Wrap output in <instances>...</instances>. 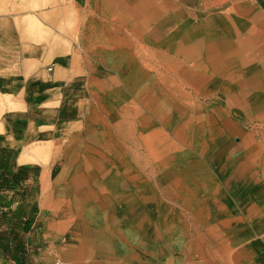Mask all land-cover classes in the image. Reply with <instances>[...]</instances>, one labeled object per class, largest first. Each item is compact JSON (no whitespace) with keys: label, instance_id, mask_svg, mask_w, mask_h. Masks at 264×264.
<instances>
[{"label":"rangeland","instance_id":"1","mask_svg":"<svg viewBox=\"0 0 264 264\" xmlns=\"http://www.w3.org/2000/svg\"><path fill=\"white\" fill-rule=\"evenodd\" d=\"M261 1L111 0L106 20L99 0H0V56L16 71L51 43L18 25L54 32L53 10L73 34L63 63L77 59L51 101L22 113L0 97V136L52 141L28 145L23 166L2 148L0 174L25 178L0 192L15 200L0 204V264H264ZM126 8L133 25L119 24Z\"/></svg>","mask_w":264,"mask_h":264},{"label":"crops","instance_id":"2","mask_svg":"<svg viewBox=\"0 0 264 264\" xmlns=\"http://www.w3.org/2000/svg\"><path fill=\"white\" fill-rule=\"evenodd\" d=\"M99 1V6L102 8L106 7L109 10V16L114 15V11L112 10V6L110 4L111 0L104 5H102L103 0ZM126 11H129L125 17L126 21L119 22V24L133 25L135 17L133 14L134 12L132 11V8H129V10L126 8ZM112 19H114V16H111L110 19L106 20ZM27 52H29V55L27 57L23 55L21 58L22 65H24L22 70L19 68L17 71L15 70V65L12 61L7 60L4 55L0 56V63L4 62V65H9V62H12V65L9 66L13 68V70H8L3 73L0 72V97L8 96L12 99V101H21L24 108L17 112L22 113L28 110L27 101L34 100L35 98H39L41 101H51V99L55 97L54 91L58 88V85L73 80L77 75V69L73 68L74 62L69 66H66L63 63L65 61L66 54L50 57L49 48L43 49L40 46L30 47V49H27ZM50 65L51 67H49ZM1 70H3V67ZM19 76L23 77L24 80H20L21 78ZM6 80H8V82H6ZM33 88L35 91L32 90ZM40 136L45 138V140H43L44 142H52L50 140L51 135L49 133L47 134L46 131L30 130L28 132H19L9 135L7 133L4 135V137L0 136V153L3 147H8L11 149L17 148L20 150L18 158L15 161L17 166L32 164L30 161H22L21 159L23 155L28 152V145L33 143V141L39 142ZM55 168L56 163L45 167V169L50 170L51 175H53ZM52 197L54 198V195H52ZM53 201L57 202L59 200L54 199ZM13 202H15L14 192L5 191L0 193V204L2 207L6 209L13 208V205L15 204ZM69 224L70 223L68 220L54 219L53 226H66ZM55 232L57 234L60 233V231ZM47 252H49L48 254L51 256H56L58 251L56 248L49 246ZM50 257L48 256V258Z\"/></svg>","mask_w":264,"mask_h":264},{"label":"bare ground","instance_id":"3","mask_svg":"<svg viewBox=\"0 0 264 264\" xmlns=\"http://www.w3.org/2000/svg\"><path fill=\"white\" fill-rule=\"evenodd\" d=\"M37 1V0H36ZM54 1V0H52ZM29 2V1H28ZM32 1H30L31 3ZM48 2V1H47ZM89 2V1H88ZM110 2V0H103L102 1V5L106 4ZM67 3V2H66ZM78 3V2H77ZM33 4V3H31ZM35 4V1H34ZM33 4V5H34ZM55 4V3H54ZM30 5V4H27ZM50 5V4H49ZM48 6V4H47ZM46 6V7H47ZM57 6V5H56ZM65 6V5H64ZM73 6V5H72ZM32 7V6H31ZM36 7V6H34ZM33 7V8H34ZM43 7V5H42ZM51 7V6H50ZM74 7V6H73ZM92 6H90L91 8ZM72 8V7H71ZM70 8V9H71ZM67 9V8H65ZM78 9V8H77ZM81 9V8H80ZM68 10V9H67ZM90 10V9H89ZM95 10V9H94ZM88 11V10H87ZM73 12V11H72ZM71 12V13H72ZM64 13V9H59V10H53V12L50 14V16H56V15H63ZM68 13V12H67ZM75 13V12H74ZM77 14V12H76ZM79 14V13H78ZM69 15V14H68ZM48 16V15H47ZM47 17L49 19H51L50 23V27L51 29L54 30V32H47L46 30H44V28L42 27V25L40 26V24L38 23H30L28 20V24H25L24 21L22 25H18V29H20V27L22 26V33H29L30 35H32L35 40V42L39 43V42H51L49 45V56H56V55H62V54H66L67 52L70 51V47L69 46V41L67 39H72L73 38V34L72 33H68L64 28H62L61 24L58 23V21L54 18V17ZM19 20V19H18ZM36 20V19H35ZM43 20V19H42ZM37 22V21H36ZM25 25V26H24ZM48 26V25H47ZM24 27V28H23ZM49 27V28H50ZM47 29V28H46ZM48 30V29H47ZM21 32V29H20ZM238 34V33H237ZM75 41V40H74ZM250 41V40H249ZM44 44V43H43ZM72 50V48H71ZM74 50V49H73ZM71 53V52H70ZM49 58V57H48ZM258 61V60H257ZM76 63H77V59L74 60V64H73V68H76ZM58 71V70H57ZM57 73V72H56ZM60 73V72H59ZM159 84V83H158ZM230 87V86H229ZM224 93V92H223ZM160 94V93H159ZM264 94V93H263ZM256 95V94H255ZM161 96V95H160ZM165 97V96H164ZM234 102V101H233ZM251 102V101H250ZM188 103V102H187ZM190 104V103H189ZM259 104V102H258ZM127 106V105H126ZM242 106V105H241ZM236 108V107H235ZM232 112V111H230ZM222 121V120H221ZM106 123V122H105ZM119 123V122H118ZM108 125V124H107ZM109 127V125H108ZM124 127V126H123ZM257 128V127H256ZM125 129V128H124ZM118 130V129H117ZM126 130H124L125 132ZM123 132V131H122ZM124 134V133H123ZM246 136V135H245ZM176 139V138H175ZM128 149V147H127ZM115 150V149H114ZM113 151V150H112ZM109 153V152H108ZM114 153V152H113ZM127 156V155H126ZM133 166V165H132ZM139 166V165H138ZM136 167V166H135ZM222 170V169H221ZM248 173V172H247ZM221 175V174H220ZM221 177V176H220ZM260 185V183H259ZM102 189V188H101ZM105 190V189H104ZM200 195V194H199ZM112 197V196H111ZM263 224V223H261ZM212 226V225H211ZM218 226V225H217ZM208 228V227H207ZM264 230V229H263ZM259 231V230H258ZM261 233V232H260ZM258 239V238H256ZM230 243V241H229ZM220 247V246H219ZM242 248V247H241ZM249 249V248H248ZM222 251V250H221ZM230 252V251H229ZM243 257V256H242ZM245 260V259H244ZM264 263V262H263Z\"/></svg>","mask_w":264,"mask_h":264},{"label":"trees","instance_id":"4","mask_svg":"<svg viewBox=\"0 0 264 264\" xmlns=\"http://www.w3.org/2000/svg\"><path fill=\"white\" fill-rule=\"evenodd\" d=\"M32 90L35 91L34 88ZM19 170L24 171V168L21 167ZM24 178H22V176L20 175V172H17V173L10 172L9 173V172L6 171V173H1L0 174V192L1 191H4L6 189H13V188H15L17 185L20 184V182Z\"/></svg>","mask_w":264,"mask_h":264},{"label":"built area","instance_id":"5","mask_svg":"<svg viewBox=\"0 0 264 264\" xmlns=\"http://www.w3.org/2000/svg\"><path fill=\"white\" fill-rule=\"evenodd\" d=\"M59 264V263H58Z\"/></svg>","mask_w":264,"mask_h":264}]
</instances>
